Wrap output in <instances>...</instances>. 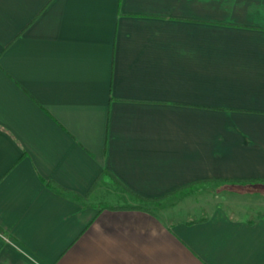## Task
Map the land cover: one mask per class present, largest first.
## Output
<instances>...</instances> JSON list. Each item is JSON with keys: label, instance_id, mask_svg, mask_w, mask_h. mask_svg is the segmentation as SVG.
Returning a JSON list of instances; mask_svg holds the SVG:
<instances>
[{"label": "crops", "instance_id": "obj_1", "mask_svg": "<svg viewBox=\"0 0 264 264\" xmlns=\"http://www.w3.org/2000/svg\"><path fill=\"white\" fill-rule=\"evenodd\" d=\"M0 264H264V0H0Z\"/></svg>", "mask_w": 264, "mask_h": 264}, {"label": "rangeland", "instance_id": "obj_2", "mask_svg": "<svg viewBox=\"0 0 264 264\" xmlns=\"http://www.w3.org/2000/svg\"><path fill=\"white\" fill-rule=\"evenodd\" d=\"M209 183V182H208ZM208 183H205V184H208ZM204 184H202V185H196V187L194 186L193 187V189H194V191L193 192H191V193H194V194H190L191 196L190 197H188V198H185V199H177V200H181L183 203H185V207H190V205H196V206H198V207H200V206H208V207H210V208H212V207H214V206H216V205H221L222 204V206L225 204V205H227V204H244V203H240L239 201H234V199H226V198H221V197H216L215 195H212V196H209L208 195V192H206V194H205V196H202L201 194H202V191H200L202 188H204V186H206L205 188H207V186H211V184L210 185H204ZM190 189V188H189ZM188 192H189V190H187ZM197 193H198V195H197ZM173 200H175V199H170V200H167V201H165V204H168V203H171ZM182 203V204H183ZM245 205V204H244ZM209 214V208H199V209H197V210H195V209H190V210H188V211H186V212H184L183 214H178L179 215V217L180 218H195V219H197V218H200V217H204V216H206V215H208Z\"/></svg>", "mask_w": 264, "mask_h": 264}, {"label": "trees", "instance_id": "obj_3", "mask_svg": "<svg viewBox=\"0 0 264 264\" xmlns=\"http://www.w3.org/2000/svg\"><path fill=\"white\" fill-rule=\"evenodd\" d=\"M202 184H205V183H199L198 185H202ZM196 185H197V184H196ZM196 185H194V186L196 187ZM186 188H191V187H186ZM186 188H184V190H185ZM181 190H183V189H179L178 191H181ZM178 191L174 192L173 194H177ZM77 198H78V197H77ZM164 199H165V198L154 199V200H144V201H145L147 204H148V203L153 204V203L160 202V201H162V200H164Z\"/></svg>", "mask_w": 264, "mask_h": 264}]
</instances>
